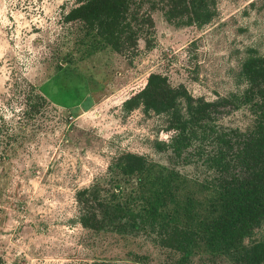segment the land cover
Segmentation results:
<instances>
[{"label":"rangeland","instance_id":"1","mask_svg":"<svg viewBox=\"0 0 264 264\" xmlns=\"http://www.w3.org/2000/svg\"><path fill=\"white\" fill-rule=\"evenodd\" d=\"M168 1L144 4L150 42L140 36L133 53L120 55L86 36L82 22L65 23L76 0H0V264H235L204 246L183 261L154 234L80 223L85 189L141 209L135 178L115 168L123 155L145 158L150 177L163 169L202 181L203 169L167 149V118L126 104L150 74L214 102L241 96L242 62L264 56V0H215L202 27L169 13ZM241 114L224 113L223 123L243 128ZM254 241H264V227Z\"/></svg>","mask_w":264,"mask_h":264},{"label":"trees","instance_id":"2","mask_svg":"<svg viewBox=\"0 0 264 264\" xmlns=\"http://www.w3.org/2000/svg\"><path fill=\"white\" fill-rule=\"evenodd\" d=\"M147 2L154 5L153 0H76L64 21L82 22L86 36L127 55L137 49L140 36L150 42L153 19L142 12ZM214 6L215 0H169L167 10L187 15L186 26L202 27L214 18ZM239 79L246 86L241 96L208 102L150 74L126 104L143 105L145 114L167 118L166 131L171 133L167 149L175 159L203 169L202 181L163 169L150 177L153 166L145 158L123 155L115 168L135 178L141 209L109 204L99 191L85 189L77 194L82 226L154 234L183 255V261L204 246L211 253L230 256L235 264H264V241L247 242L264 227V56H248ZM76 111L72 109V115ZM238 111L248 120L245 127L223 123L224 113ZM199 189L202 202L195 199Z\"/></svg>","mask_w":264,"mask_h":264}]
</instances>
